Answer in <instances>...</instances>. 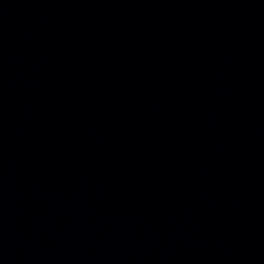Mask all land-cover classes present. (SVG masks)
I'll list each match as a JSON object with an SVG mask.
<instances>
[{"label":"water","instance_id":"obj_1","mask_svg":"<svg viewBox=\"0 0 264 264\" xmlns=\"http://www.w3.org/2000/svg\"><path fill=\"white\" fill-rule=\"evenodd\" d=\"M0 264H264V0H0Z\"/></svg>","mask_w":264,"mask_h":264}]
</instances>
